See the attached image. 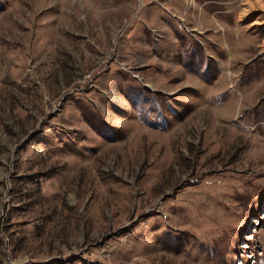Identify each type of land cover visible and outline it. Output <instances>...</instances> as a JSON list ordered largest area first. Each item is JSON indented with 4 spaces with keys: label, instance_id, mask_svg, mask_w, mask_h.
Instances as JSON below:
<instances>
[{
    "label": "rangeland",
    "instance_id": "rangeland-1",
    "mask_svg": "<svg viewBox=\"0 0 264 264\" xmlns=\"http://www.w3.org/2000/svg\"><path fill=\"white\" fill-rule=\"evenodd\" d=\"M0 264H264V0H0Z\"/></svg>",
    "mask_w": 264,
    "mask_h": 264
},
{
    "label": "bare ground",
    "instance_id": "bare-ground-1",
    "mask_svg": "<svg viewBox=\"0 0 264 264\" xmlns=\"http://www.w3.org/2000/svg\"><path fill=\"white\" fill-rule=\"evenodd\" d=\"M253 8V7H252Z\"/></svg>",
    "mask_w": 264,
    "mask_h": 264
}]
</instances>
